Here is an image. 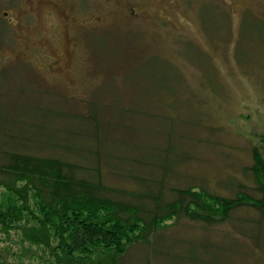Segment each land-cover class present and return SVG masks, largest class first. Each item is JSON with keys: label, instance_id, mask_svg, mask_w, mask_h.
<instances>
[{"label": "rangeland", "instance_id": "rangeland-1", "mask_svg": "<svg viewBox=\"0 0 264 264\" xmlns=\"http://www.w3.org/2000/svg\"><path fill=\"white\" fill-rule=\"evenodd\" d=\"M40 1L15 0L23 9L34 2L36 14L21 20L11 12L9 25L8 0H0V106L6 98L86 113L91 99L108 106L115 99L134 100L153 115L102 112L132 122L128 130L146 158L152 148L169 147L175 168L191 156L169 177L172 185L196 184L232 195L231 187L221 184L232 177L254 192V179L244 168L254 163V147L264 157V0H142V21L121 19L127 0H86L98 10L95 17L84 15L78 41L66 36L68 21L61 11L51 16L54 8ZM30 40L36 49H27ZM20 109L0 111V126L8 112L18 116ZM103 171L108 184L130 185ZM199 227L183 218L172 236L201 237ZM32 253L34 264H47L40 249L33 247ZM146 255L143 245L135 246L125 261L143 264Z\"/></svg>", "mask_w": 264, "mask_h": 264}, {"label": "trees", "instance_id": "trees-1", "mask_svg": "<svg viewBox=\"0 0 264 264\" xmlns=\"http://www.w3.org/2000/svg\"><path fill=\"white\" fill-rule=\"evenodd\" d=\"M85 104L79 113L85 110L1 100L0 111L25 108L8 112L0 126V264H34L33 247L47 264H127L129 251L142 245L143 264H264V157L257 147L244 168L256 184L252 193L232 177L221 181L232 195L172 185L169 177L191 156L176 170L169 147L144 157L132 122L102 111L153 114L134 100ZM103 168L130 185L108 184ZM183 218L200 226L201 237L172 236Z\"/></svg>", "mask_w": 264, "mask_h": 264}, {"label": "flooded vegetation", "instance_id": "flooded-vegetation-1", "mask_svg": "<svg viewBox=\"0 0 264 264\" xmlns=\"http://www.w3.org/2000/svg\"><path fill=\"white\" fill-rule=\"evenodd\" d=\"M143 1L133 0L130 2L129 0H127V2L123 4V7L121 8L122 11L119 15L121 19H124L127 21H134V20L142 21L145 15V11H146V2H143ZM44 3L54 8L52 9L53 11H49L47 13L51 16L54 15L57 11H61L63 16L65 17V20L68 21V24L65 25V29L67 32L66 36H68L69 39L72 41L77 40V37H78L77 30H79V32L83 30L82 20L84 19V15L90 13L92 17H95V15L97 14V10H98L97 5L91 4L90 6V4L87 3L86 0H41L40 1V5ZM175 6L179 7L178 3H176ZM36 7L37 6L35 5L34 2H28L25 9H23V6L20 5V3H16L15 0H8L7 7L5 8V11H4L5 19H7L8 17L7 21H8V24L10 25V22H12L13 18H11L8 15H10L12 12L13 13L12 15L14 16V18L20 17L22 20L23 16L26 15L31 20L32 16L36 14V12H34V10H36L35 9ZM90 27L92 28L93 26H89V28ZM86 28L88 27L85 25V29ZM62 38H64V36ZM32 41L33 40H30L28 42L27 49L29 50H34L37 48V45L33 44Z\"/></svg>", "mask_w": 264, "mask_h": 264}]
</instances>
